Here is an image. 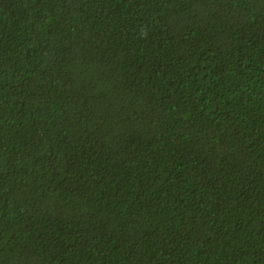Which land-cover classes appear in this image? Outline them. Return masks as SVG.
<instances>
[{
    "label": "trees",
    "instance_id": "16d2710c",
    "mask_svg": "<svg viewBox=\"0 0 264 264\" xmlns=\"http://www.w3.org/2000/svg\"><path fill=\"white\" fill-rule=\"evenodd\" d=\"M0 264H264V0H0Z\"/></svg>",
    "mask_w": 264,
    "mask_h": 264
}]
</instances>
